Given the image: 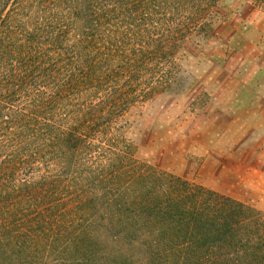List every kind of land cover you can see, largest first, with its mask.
Here are the masks:
<instances>
[{
    "label": "trees",
    "instance_id": "1",
    "mask_svg": "<svg viewBox=\"0 0 264 264\" xmlns=\"http://www.w3.org/2000/svg\"><path fill=\"white\" fill-rule=\"evenodd\" d=\"M216 1L0 0V264H264V213L134 158L120 123Z\"/></svg>",
    "mask_w": 264,
    "mask_h": 264
},
{
    "label": "rangeland",
    "instance_id": "2",
    "mask_svg": "<svg viewBox=\"0 0 264 264\" xmlns=\"http://www.w3.org/2000/svg\"><path fill=\"white\" fill-rule=\"evenodd\" d=\"M210 20L181 46L178 82L120 123L134 158L264 213V0H217Z\"/></svg>",
    "mask_w": 264,
    "mask_h": 264
}]
</instances>
